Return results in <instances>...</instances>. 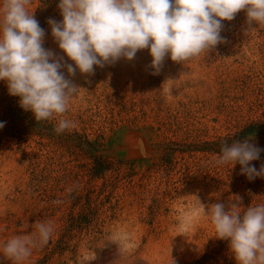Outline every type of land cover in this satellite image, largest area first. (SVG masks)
Returning <instances> with one entry per match:
<instances>
[{
  "label": "rangeland",
  "instance_id": "1",
  "mask_svg": "<svg viewBox=\"0 0 264 264\" xmlns=\"http://www.w3.org/2000/svg\"><path fill=\"white\" fill-rule=\"evenodd\" d=\"M39 4L31 0L29 11ZM42 15L44 47L73 63L48 24L49 18L62 20L59 8L44 9ZM223 25L224 42L182 64L166 58L157 75L151 74L147 49L131 61L121 58L103 68L94 66L93 75L77 71L69 76L61 69L80 87L62 117L75 127L64 133L100 137L106 154L134 165L137 173L130 178L124 169L118 180L112 172L106 178L85 173L93 160L75 143L65 147L56 138L14 134L10 127L18 117L33 114L20 107L19 97L10 95L0 80V264H12L2 256L5 242L33 235L37 222L50 223L53 232L23 264H80L82 256L93 252L96 259L89 264H237L229 241L216 238L210 216L199 212L198 199L206 210L214 203H237L242 215L247 207L264 204V178L249 180L238 163L215 166L212 161L219 154L194 146L235 132L251 120H264V25L249 26L244 10ZM58 119L48 122L56 126ZM250 164L260 169L255 161ZM105 179L100 199L111 195L107 206H114L112 211L67 233L68 246L61 245L66 249H55L63 233L61 212L48 216V198L66 197L77 187L98 191ZM189 209L192 226L186 235L178 234L177 217ZM113 230L130 232L137 244L126 258L106 240Z\"/></svg>",
  "mask_w": 264,
  "mask_h": 264
},
{
  "label": "clouds",
  "instance_id": "2",
  "mask_svg": "<svg viewBox=\"0 0 264 264\" xmlns=\"http://www.w3.org/2000/svg\"><path fill=\"white\" fill-rule=\"evenodd\" d=\"M31 0H2L0 3V80L8 93L19 97V105L31 111L37 122L58 119L57 134L75 127L62 118L80 87L65 77L93 75L94 66L105 67L121 58L133 60L140 50L151 56V74L160 73L166 58L184 63L209 52L224 42L223 21H231L244 10L246 23L264 25V0H59L61 21L48 19L58 47L73 63L44 47L45 30L29 11ZM169 93V88H164ZM4 125L0 122V128ZM264 151L248 139L224 142L215 166L237 163L249 180L264 178V164L257 170L250 164ZM69 191H71L69 189ZM198 210L210 216L215 237L229 241L237 264H264V204L249 206L241 215L237 203L227 207L214 203L207 207L198 199ZM59 204L62 201H54ZM179 233L186 235L192 226L193 211L181 212ZM33 235H18L7 240L2 256L12 264H23L32 249L48 243L53 227L37 222ZM177 234V235H178ZM35 236V238H33ZM106 240L118 247L121 258L131 255L137 244L128 231L113 230ZM96 259L85 254L80 264Z\"/></svg>",
  "mask_w": 264,
  "mask_h": 264
},
{
  "label": "trees",
  "instance_id": "3",
  "mask_svg": "<svg viewBox=\"0 0 264 264\" xmlns=\"http://www.w3.org/2000/svg\"><path fill=\"white\" fill-rule=\"evenodd\" d=\"M58 3L59 0H40V4L33 14L39 21L41 27L44 26L42 22L44 18L42 15L43 10L54 7L58 5ZM54 129V124L48 122V120L37 122L34 116L29 115H20L17 120V125L10 127V130H13L14 134L21 138V135L28 136L29 134L38 135L43 138L47 136L51 139L56 138L61 146L65 147H67L66 144L68 142L75 143V148L79 150L82 149L93 160L90 166L86 164L87 168L85 167V173L93 178H106V174L112 172L115 175L114 180H118V177L122 175V169L125 170L124 175L126 178H130L137 173L132 163L123 160H115L114 157L106 154L107 151L104 149L100 137L91 140L77 132H63L57 134ZM13 132H10V134L13 135ZM245 139H248L255 146L264 149V120H251L235 132L229 133L223 137H218L216 140L206 141L203 145L194 146V150L220 154V149L224 142L231 145L234 141H244ZM166 159L171 160V157L168 155ZM261 159H264V151L260 152L259 159L254 160L258 166L261 165ZM79 174L80 173H76V176H79ZM78 182L82 183V180H78ZM106 182L107 179H105L103 186L98 191L94 186L89 187L87 192H84L82 187H77L75 190L67 193L66 197L50 196L48 198V202H46L45 205L48 216H53L58 211L61 212L59 220L62 222L60 230L63 233L56 241L57 244L54 245L55 249H66L65 247L63 248V246L61 247V245L64 244L66 247L68 246V241L66 240L67 233L88 227L94 219L101 220L102 216H106L108 211H112L114 206H107V204L110 203L111 195L107 194L105 200L100 199L101 194L106 190ZM115 183L116 182L111 181V184ZM57 200L62 201V203H53ZM68 201L71 202L68 207L69 209H67L66 212H62L65 203Z\"/></svg>",
  "mask_w": 264,
  "mask_h": 264
}]
</instances>
